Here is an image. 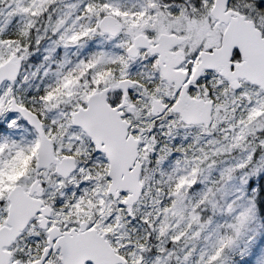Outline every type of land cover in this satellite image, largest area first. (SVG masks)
Returning <instances> with one entry per match:
<instances>
[{
  "label": "snow or ice",
  "instance_id": "obj_1",
  "mask_svg": "<svg viewBox=\"0 0 264 264\" xmlns=\"http://www.w3.org/2000/svg\"><path fill=\"white\" fill-rule=\"evenodd\" d=\"M0 264H264V0H0Z\"/></svg>",
  "mask_w": 264,
  "mask_h": 264
}]
</instances>
